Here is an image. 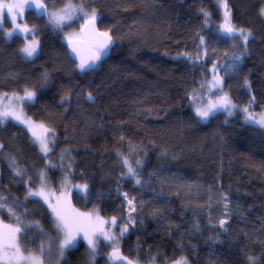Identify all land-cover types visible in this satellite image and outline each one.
Returning a JSON list of instances; mask_svg holds the SVG:
<instances>
[{"label": "trees", "instance_id": "1", "mask_svg": "<svg viewBox=\"0 0 264 264\" xmlns=\"http://www.w3.org/2000/svg\"><path fill=\"white\" fill-rule=\"evenodd\" d=\"M42 2L56 11L67 0ZM73 2L87 12L95 9L98 28L114 41L109 55L87 72H80L68 43L32 12L28 22L39 37L33 59L20 51V38L0 34V93L34 91L36 100L25 112L55 131L45 158L22 127L0 124V194L25 224L39 225L24 229L29 250H38L45 237H57V230L42 200L25 199L27 187L36 191L38 185L19 182L11 158L33 180L46 171L54 187L68 183L76 212L98 210L108 226L112 217L127 222L131 215L134 223L119 249L138 264H152L150 257L165 264L162 257L170 262L181 255L189 264H249L250 256L264 264V128L246 122L240 111L264 114V0H228L232 23L252 33L246 50L241 40L217 32L224 9L216 0ZM201 8L210 14L207 26ZM231 52L241 61L231 71L219 66L220 95L237 106L235 114L217 112L201 121L191 95L210 79L212 54ZM123 158L136 167L142 185L126 177ZM83 184L87 191L78 192L75 185ZM129 199L135 211H129ZM0 211L4 223L14 220ZM90 251L81 242L62 264H113L110 244L97 245L94 258Z\"/></svg>", "mask_w": 264, "mask_h": 264}, {"label": "snow or ice", "instance_id": "2", "mask_svg": "<svg viewBox=\"0 0 264 264\" xmlns=\"http://www.w3.org/2000/svg\"><path fill=\"white\" fill-rule=\"evenodd\" d=\"M218 6L224 9L223 22L217 26V32L221 36H226L232 40H241L243 45L246 46L250 38H252V33L245 29H237L236 26L232 23L231 20V10L228 5V0H216ZM33 10L35 8L36 15L43 16L45 13L48 14V24L51 25L54 29L63 31L65 25L70 24V22L75 18L77 20L82 19L84 23L82 28L88 27L90 29L89 36L91 38L89 55L85 58L81 51L72 45V40L68 38L69 46L72 48V52L76 54L80 62L77 65L80 72H86L96 66V62L101 60L103 56L107 55L110 45L113 43V37L109 35L108 31L100 32L96 29V22L98 19L95 9L90 13L85 11V6L83 4L76 5L73 0H67V3L57 12H48L47 7L41 0H0V34H3L5 31L4 25L2 23L5 17H8L10 20V25L15 24L16 27L11 31L7 32V37L11 38L13 36L20 35L21 32L28 33L29 35L25 37L28 40L27 43L20 49L24 54L25 59H32L38 54L39 41L36 39L37 33L28 28L26 25L21 28L19 24L16 23L17 18L23 15L25 8ZM205 19V26H207L209 21V13L201 8ZM260 15L264 16V8H261ZM16 29L20 31L17 32ZM110 31V30H109ZM200 43L203 44L204 40L201 37ZM191 59V57H189ZM199 59V57H197ZM232 61H239L241 56L234 53L232 56ZM229 69L235 68V63L228 65ZM217 71V65H213V73ZM247 83V81H246ZM202 87H208L209 90L215 88L217 91L213 93L216 96V101L212 103L202 104L197 106L196 115L200 118L201 121H207L210 116L214 115L218 111H224L228 116L235 114L233 111L236 109V105L232 104L230 98L227 94L220 95L223 92L222 80L218 78L215 74L212 77L211 81L204 80L201 84ZM36 98V93L34 91L24 89L23 96H17L15 99L23 102L32 103ZM67 97L62 98L61 103H63ZM88 100H92L93 97L91 94L87 97ZM254 102V98L249 101V106ZM246 114V122L254 121L261 128H264V114H262L258 119L254 118L249 114V108L245 107L240 109ZM22 113V109H21ZM21 113H18L15 107L2 106L0 107V124H3L11 118L12 120L17 121L20 124L25 125L28 131L32 134V143L38 144L40 152L43 153L44 157H48V153L52 151L50 144L54 145L55 143V131L53 129L47 128L44 125H35L34 122L27 117H23ZM40 127L42 132L37 133L36 128ZM63 159V157H61ZM122 163L127 168V173L125 174L127 178L135 180L137 185H142L143 181L139 178L136 167L128 161L127 158H123ZM140 161H136L135 164L138 167ZM9 167L14 173V177H20L19 182L27 185H38V190L34 191L33 187H27V194L25 199L39 197L44 200V203L48 204V207L52 210L54 220L53 224L57 230V236H62V239L57 241L58 243V255L60 258H63L65 250L75 248L80 239L86 240L88 248L91 250L90 255L95 257L97 253V245L99 240L96 238L97 229L95 227L93 213H79L76 211H69L67 208H64L60 205V201L57 200L55 204L52 203L49 195L46 193V189L49 188L48 177L46 171H41L37 173L36 179L33 180L32 176L28 174L27 169L20 166L14 158H11ZM47 167H55L54 164L48 165ZM70 168V165L68 166ZM65 181H67V176H65ZM77 191L86 192L88 189L87 184L75 185ZM125 198L127 199V194L125 193ZM134 199V198H133ZM133 199L128 200L130 206L129 211H135L134 207H131L133 204ZM0 210H6L9 216L14 217V220L11 223H4L3 220H0V264H42L40 259L41 256L45 254L46 245L45 241L41 240L39 250L37 254L34 251L29 250V247L24 241L28 239L27 235L24 232L25 228L36 227L39 229V225H34L32 222L25 224L23 216L18 214L16 211L15 205H10L7 202V198L0 194ZM2 215V211H0ZM95 221L104 224L109 223L101 219L98 215L95 217ZM134 223V218L129 216L127 222L120 221V224L123 226L120 227L119 238H122L124 234L128 231V225ZM225 221H221V227H223ZM112 226H118L117 218L112 217L110 220ZM42 233V229H40ZM100 231H103L100 229ZM119 238L116 235H109L107 232L104 233V239L112 242L110 247L112 252L109 256V259L113 261V264H138L131 259L121 255L119 249ZM52 242L48 241L47 248L51 249ZM49 255L51 252L49 251ZM175 256V253H174ZM165 259V264H189L187 257L181 255L178 258L172 259L170 262ZM152 264H155L156 257H150ZM249 264H258V261L254 257H248ZM56 264H60L58 259Z\"/></svg>", "mask_w": 264, "mask_h": 264}, {"label": "rangeland", "instance_id": "3", "mask_svg": "<svg viewBox=\"0 0 264 264\" xmlns=\"http://www.w3.org/2000/svg\"><path fill=\"white\" fill-rule=\"evenodd\" d=\"M228 5H229V3H228ZM29 11V10H28ZM27 10H26V8H25V10L23 11V14L25 15V17H26V20H28L29 21V19L33 16H31V14L32 13H30V12H28ZM57 11H59V10H56V11H48V12H57ZM223 12V15H224V10L222 11ZM90 13V12H89ZM34 14H36L35 12H34ZM37 16V15H36ZM40 18H44L47 22H48V14L46 13L45 15H44V17H42V16H39ZM2 23H3V25H4V29H5V33H6V36H7V32L8 31H11L13 28H15L16 27V25L15 24H11L10 25V20L8 19V17H5L4 19H3V21H2ZM17 23V22H16ZM84 23V21L82 20V19H80V20H77V19H73L71 22H70V24H68V25H65V27H64V30L63 31H60V30H56V29H54L52 26V28L62 37V39L66 42V43H68V38H66V37H70L71 38V40H78V39H82V37H83V35H82V24ZM18 24V23H17ZM28 28H30V29H33L35 32H36V28H34L33 26H31L30 24H28V25H26ZM20 27L21 28H23L24 26L23 25H20ZM16 31L18 32V31H20L19 29H16ZM29 34L28 33H23V32H21L20 33V35H18V36H13V37H11V38H8L7 37V39L8 40H13V39H15V37H18V38H20V40L22 41L21 43H22V45L24 46L25 45V43H27L28 42V40H26L25 39V37H27ZM36 39L39 41V37H38V35H36ZM228 43H230V44H233V45H235L236 44V42H234V41H232V40H229L228 39ZM22 46V47H23ZM38 51H39V47H38ZM202 53H205V51L203 50V51H201L200 52V55L202 54ZM235 52H231L230 54H227L226 56H222L221 55V57L219 56H216V55H213L212 54V56L213 57H215L214 58V60L216 61L215 62V65H217L218 64V66H217V71L215 72V73H213V69L212 70H210V79L208 80V81H211L212 80V77H213V75L215 74L218 78H220L221 79V73L219 72V66H220V68H222L223 69V71H231L232 69H229V67H228V65H230V64H233V63H235V67H237L238 66V64L240 63V61H241V59L239 60V61H232V56H233V54H234ZM23 54V53H22ZM236 54H238L239 55V53H236ZM24 55V54H23ZM37 56V55H36ZM35 57V56H34ZM33 57V58H34ZM32 58V59H33ZM217 60H220V62H218ZM234 69V68H233ZM202 84V83H201ZM200 84V85H201ZM216 89L215 88H212L211 90H209V88L208 87H202V86H200L199 87V89H198V91L197 92H195L194 94H192L191 95V101H192V103L195 105V107L197 108V106H201L202 104H206V103H212V102H215L216 101V96L215 95H213V93H214V91H215ZM23 94L24 93H18V94H5V93H0V107H2V106H5V105H7V106H10V107H15V109H16V111L18 112V113H21V109H22V113H21V115H22V118L23 117H27V118H30L33 122H34V124L35 125H44V126H46L47 128H50L47 124H45V123H43V122H38V121H35V120H33L26 112H25V110H24V106L26 105V104H29L28 102H23V103H21L20 101H18L17 99H15V97H17V96H23ZM35 100H36V98H35ZM35 100L32 102V103H34L35 102ZM218 112H222V111H218ZM215 114H217V112L215 113ZM211 117V116H210ZM254 118H259L260 116H258V117H255V116H253ZM9 122H12V123H15L16 125H18V126H20V127H22L28 134H29V136H30V138L32 139V134L28 131V129L25 127V125H23V124H20V123H18L17 121H15V120H12L11 118H9V120L7 121V122H5V123H3L2 125H4V124H7V123H9ZM252 124H256L254 121H252L251 122ZM51 129V128H50ZM36 131H37V133L38 134H40L41 132H42V129L40 128V127H37L36 128ZM37 147H38V149H39V145L38 144H35ZM50 147L52 148V144H50ZM39 151H40V149H39ZM41 153V152H40ZM50 153V152H49ZM48 153V154H49ZM42 155H43V153H41ZM48 183H49V188L48 189H46V193L49 195V197H50V199H51V201H52V203L53 204H55L56 202H57V200H59L60 201V205L62 206V207H64V208H67L69 211H74L73 209H72V207L70 206V204H69V200H68V196H69V185H68V183H65V182H63L62 184H60V186L59 187H54L53 185H52V183L49 181V179H48ZM35 198H38V199H40L39 197H35ZM40 200H42L43 202H44V200L43 199H40ZM46 204V203H45ZM47 206H48V204H46ZM131 207H134L135 209H136V204L133 202V204H132V206ZM50 212H51V215H52V217H53V220H54V216H53V213H52V210L50 209ZM91 213H93V219H94V223H95V227H96V229H97V232H96V238L99 240V243H98V245L100 246V245H107V244H111L112 242H110V241H108V240H105L104 239V233L105 232H107L109 235H116L118 238H119V231H120V227H122L123 225L122 224H120V221H124L125 222V220H124V218L121 216V217H118L117 218V223H118V226H108L106 223H104V224H100V223H98V222H96L95 221V217H96V215H98L101 219H103L104 217L103 216H101V214L98 212V210L97 211H94V212H91ZM227 211H223L222 213H221V216H220V218H219V222H220V224H221V221L223 220V221H225V218H226V216H227ZM106 220V219H105ZM108 221V220H107ZM217 223V222H216ZM225 224V223H224ZM129 225H133V223L132 224H129ZM129 225H128V231L124 234V236L122 237V238H119V248H120V246H121V244H122V242H123V240L125 239V237L127 236V234H128V232H129ZM100 229H102L103 231H100ZM59 239H62V236H60V237H54V238H48V237H45L43 240L45 241V245H46V251H45V254L43 255V256H41L40 257V259H41V261H42V264H56V262H57V260L59 259L60 260V264H62L63 263V260L65 261V259H66V255H67V253H68V251H70V250H72V249H74V248H71V249H68V250H65V254H64V256H63V258H60L59 257V255H58V243H57V241L59 240ZM48 241H51L52 242V247H51V249H48L47 248V243H48ZM102 241V242H101ZM81 242H83V243H85L86 245H88L87 244V241L86 240H83V239H80L79 240V242H78V244H77V246L81 243ZM40 246V245H39ZM76 246V247H77ZM75 247V248H76ZM38 250H39V248H38ZM38 250H31V251H34V252H36L37 254H39L38 253ZM49 251L51 252V255H49ZM138 261L139 262H141V263H144V261H145V259H142L141 257H139L138 258Z\"/></svg>", "mask_w": 264, "mask_h": 264}, {"label": "water", "instance_id": "4", "mask_svg": "<svg viewBox=\"0 0 264 264\" xmlns=\"http://www.w3.org/2000/svg\"><path fill=\"white\" fill-rule=\"evenodd\" d=\"M42 2V0H41ZM27 8V7H26ZM31 11H34L36 13L37 10H35V8L33 7V10ZM45 15V14H44ZM43 15V16H44ZM96 29L98 31H100V29L98 28V23L96 22ZM89 31L90 29L88 27H84L82 28V35H83V38L82 39H78V40H72V45L77 47L80 51H81V54L86 58L88 55H89V50H90V44H91V38L89 36ZM102 32V31H100ZM226 37V36H224ZM228 38V37H227ZM68 52H69V55L75 59V61L79 64L80 60L79 58L76 56L75 53L72 52V48L69 46V43H68ZM114 46V41L113 43L110 45L109 47V50L107 52V55H109L111 49L113 48ZM106 56V55H105ZM99 61L96 62V65ZM93 69V68H92ZM91 70V69H90ZM89 71V70H88ZM87 72V71H86Z\"/></svg>", "mask_w": 264, "mask_h": 264}, {"label": "flooded vegetation", "instance_id": "5", "mask_svg": "<svg viewBox=\"0 0 264 264\" xmlns=\"http://www.w3.org/2000/svg\"><path fill=\"white\" fill-rule=\"evenodd\" d=\"M26 10L28 11L29 9L26 8ZM28 12H32V13H34V12L31 11V10H29ZM16 22H17L19 25H23V26L29 24V22H28V20H26V17H25L24 14H23L22 16L18 17ZM33 27H34V26H33ZM18 32H19V31H18ZM82 38H83V37H82Z\"/></svg>", "mask_w": 264, "mask_h": 264}]
</instances>
